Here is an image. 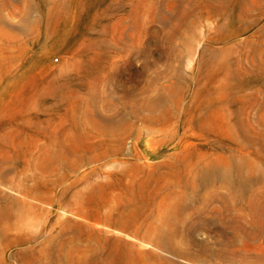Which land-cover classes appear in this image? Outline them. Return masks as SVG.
<instances>
[{"label":"rangeland","instance_id":"obj_1","mask_svg":"<svg viewBox=\"0 0 264 264\" xmlns=\"http://www.w3.org/2000/svg\"><path fill=\"white\" fill-rule=\"evenodd\" d=\"M0 264H264V0H0Z\"/></svg>","mask_w":264,"mask_h":264},{"label":"bare ground","instance_id":"obj_2","mask_svg":"<svg viewBox=\"0 0 264 264\" xmlns=\"http://www.w3.org/2000/svg\"><path fill=\"white\" fill-rule=\"evenodd\" d=\"M62 91V90H61ZM62 93V92H61ZM63 94H65V92L63 91ZM49 97H51L52 99H55V98H57L58 96L56 95V94H52V95H50ZM109 124H114L113 123V121H111V122H109ZM214 171H215V169H213ZM230 172L229 171H226L225 173H224V177H226L227 179H230ZM232 177V176H231ZM232 179V178H231ZM247 182H248V180H246V182H245V185H247ZM178 208L179 209H182V206H178Z\"/></svg>","mask_w":264,"mask_h":264}]
</instances>
